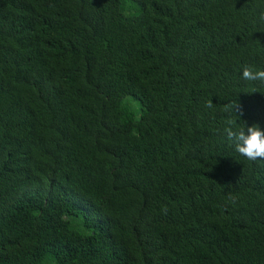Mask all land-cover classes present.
Here are the masks:
<instances>
[{"label":"trees","instance_id":"trees-1","mask_svg":"<svg viewBox=\"0 0 264 264\" xmlns=\"http://www.w3.org/2000/svg\"><path fill=\"white\" fill-rule=\"evenodd\" d=\"M262 14L0 0V264H264V160L223 131L264 129Z\"/></svg>","mask_w":264,"mask_h":264},{"label":"clouds","instance_id":"clouds-1","mask_svg":"<svg viewBox=\"0 0 264 264\" xmlns=\"http://www.w3.org/2000/svg\"><path fill=\"white\" fill-rule=\"evenodd\" d=\"M261 19H264V14H262ZM242 79L264 83V70H253L250 66H244ZM206 106L211 108L213 104L209 101ZM225 107L226 111H234L239 106L237 103H229ZM223 131L226 138L234 143L236 152L241 156L253 162L264 160V129H261L259 125L253 124L250 127L235 128L229 121V126Z\"/></svg>","mask_w":264,"mask_h":264},{"label":"rangeland","instance_id":"rangeland-1","mask_svg":"<svg viewBox=\"0 0 264 264\" xmlns=\"http://www.w3.org/2000/svg\"><path fill=\"white\" fill-rule=\"evenodd\" d=\"M64 220L67 222L68 227L77 230L81 234H86L89 232V230L83 229L81 227V218L77 214L65 216ZM45 261H47V263L52 262V260L49 256H46Z\"/></svg>","mask_w":264,"mask_h":264}]
</instances>
